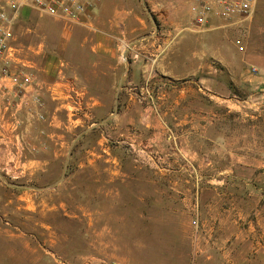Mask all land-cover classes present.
Returning <instances> with one entry per match:
<instances>
[{"label":"rangeland","instance_id":"1","mask_svg":"<svg viewBox=\"0 0 264 264\" xmlns=\"http://www.w3.org/2000/svg\"><path fill=\"white\" fill-rule=\"evenodd\" d=\"M239 19L233 37L243 46L238 52L257 59L249 71L264 78V0H255L252 13ZM27 35L33 44L41 40L40 33ZM83 50L77 45L65 54L77 63L87 57ZM125 50L118 51L122 63ZM24 66L36 77L37 70ZM149 73L130 91L121 90L118 79L109 89L110 74L98 73L91 90L96 96L85 97H94L91 107L50 102L46 111L34 98L38 107L30 113L29 144L15 160L0 165V264H85L90 256L128 264H184L188 241L180 235L193 231L195 216L183 201L200 199L204 186L210 187L205 199H258L249 186L255 182L264 188V170L248 169L232 153L264 164V90H236V108L209 98L202 112L218 124L201 128L193 143L200 154L209 148L211 155H162L157 145L171 135L165 122L179 113L159 107L165 98L156 93L157 82L162 90L180 84L153 76V69ZM218 135L220 152L211 146Z\"/></svg>","mask_w":264,"mask_h":264},{"label":"crops","instance_id":"2","mask_svg":"<svg viewBox=\"0 0 264 264\" xmlns=\"http://www.w3.org/2000/svg\"><path fill=\"white\" fill-rule=\"evenodd\" d=\"M215 1L93 0V8L87 10L81 21L52 16L30 6L21 8L9 56L15 69L27 65L38 71V87H27L19 100L7 97L0 90V165L15 160L21 148L29 144L26 141L32 125L30 113L38 107L34 98L41 101V108L46 111L50 102L62 108L80 109L82 104L91 107L96 104L94 97H85L96 96L91 91L97 86L93 76L110 74L109 89L113 87V79H118L121 90L130 91L149 78V68L153 69V76H163L180 84L162 90L160 80L157 82L156 93L165 98L159 107H169L170 111L179 113L172 121L165 122L171 135L167 141L158 143L159 152L211 155L213 151L209 148L201 149L204 153L200 154L193 143L194 137L202 135L201 128L218 124L203 114L209 98L221 101L218 103L221 107L236 108L232 99L236 90L246 94L264 90V78L250 73L248 67L256 64L257 59L243 57L236 46L239 39H233L240 17H220ZM203 4H209L211 11L206 21L198 24L193 7ZM32 21L38 24L33 25ZM61 23L64 26L60 27ZM27 32L40 33V42L33 44ZM74 32L83 34L76 37ZM77 45L87 52V57L75 63L65 53L69 54ZM125 47L127 62L122 63L118 51L122 53ZM82 72L90 79L83 77ZM65 97L76 101L67 102ZM197 103L204 105V110L192 107ZM213 141L212 148L220 152L222 137L218 135ZM232 155L250 170H264V164L257 163L251 155ZM168 171L174 175L177 172ZM208 187L200 188V199L183 201L193 216H198L197 229L192 226L193 231L180 235V239L188 241L184 264H264V188L252 182L250 192L259 197L246 202L202 198ZM114 259L128 264L120 258Z\"/></svg>","mask_w":264,"mask_h":264},{"label":"built area","instance_id":"3","mask_svg":"<svg viewBox=\"0 0 264 264\" xmlns=\"http://www.w3.org/2000/svg\"><path fill=\"white\" fill-rule=\"evenodd\" d=\"M217 14L225 19L249 16L254 8L255 0H216ZM30 6L52 16H62L71 21H81L87 10L94 6L93 0H0V90L7 96L22 98L29 86L38 87L34 74L26 67L14 68L10 60L11 42L18 11ZM194 19L202 24L211 11L209 4L193 7ZM243 46L238 45L242 50ZM256 72L255 68H252ZM193 226L198 227V216L192 219ZM85 264H123L119 260H105L93 256L86 259ZM67 264V263H66ZM69 264V263H68Z\"/></svg>","mask_w":264,"mask_h":264},{"label":"water","instance_id":"4","mask_svg":"<svg viewBox=\"0 0 264 264\" xmlns=\"http://www.w3.org/2000/svg\"><path fill=\"white\" fill-rule=\"evenodd\" d=\"M13 186H19V185L14 184Z\"/></svg>","mask_w":264,"mask_h":264}]
</instances>
